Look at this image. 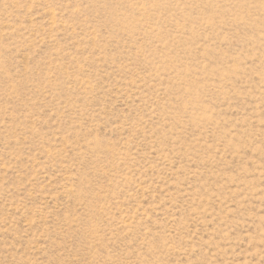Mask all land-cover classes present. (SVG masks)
<instances>
[{
    "label": "rangeland",
    "instance_id": "rangeland-1",
    "mask_svg": "<svg viewBox=\"0 0 264 264\" xmlns=\"http://www.w3.org/2000/svg\"><path fill=\"white\" fill-rule=\"evenodd\" d=\"M0 264H264V0H0Z\"/></svg>",
    "mask_w": 264,
    "mask_h": 264
}]
</instances>
